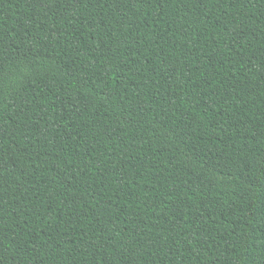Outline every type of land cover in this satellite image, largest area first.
<instances>
[{
    "label": "trees",
    "instance_id": "1",
    "mask_svg": "<svg viewBox=\"0 0 264 264\" xmlns=\"http://www.w3.org/2000/svg\"><path fill=\"white\" fill-rule=\"evenodd\" d=\"M0 264H264V0H0Z\"/></svg>",
    "mask_w": 264,
    "mask_h": 264
}]
</instances>
